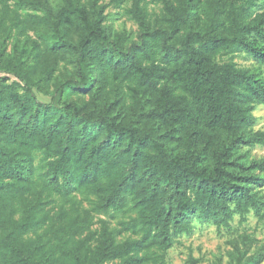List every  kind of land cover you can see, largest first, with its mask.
Segmentation results:
<instances>
[{
	"label": "trees",
	"instance_id": "1",
	"mask_svg": "<svg viewBox=\"0 0 264 264\" xmlns=\"http://www.w3.org/2000/svg\"><path fill=\"white\" fill-rule=\"evenodd\" d=\"M129 2L131 46L101 0L0 15V89L18 116L0 90V264H171L195 221H264V159L249 154L264 146V77L232 57L264 66V0H152L163 15ZM51 85L45 104L35 88ZM247 251L232 264L261 263Z\"/></svg>",
	"mask_w": 264,
	"mask_h": 264
},
{
	"label": "rangeland",
	"instance_id": "2",
	"mask_svg": "<svg viewBox=\"0 0 264 264\" xmlns=\"http://www.w3.org/2000/svg\"><path fill=\"white\" fill-rule=\"evenodd\" d=\"M122 1L123 3L119 8L109 5L111 0H101V3L107 6L106 15L108 16V21L106 25L110 27L112 32L126 35L129 38V46H131L139 41L141 31L139 25L127 15V10L130 6L129 0ZM151 1L148 0L149 13L156 12L163 15L161 12L162 6H157ZM14 2L15 0H8L4 4L0 2V15H6V12H8L5 24L9 23L8 18L14 13ZM52 2L54 6H58L61 0H52ZM30 35L34 40L37 39L33 33H30ZM232 57L240 68L255 71L264 77V66L259 65L251 56L244 52H238ZM44 60H49V63L53 64L56 61V56L46 52ZM66 66L68 69H72V65H66V63L61 62L56 76L62 74ZM1 77L2 75L0 74V85L2 84ZM10 84L12 82H9ZM54 87V85H51L48 88V94L35 88L37 98L45 104L51 103L52 95L55 91ZM0 90L5 92L6 89L2 88ZM4 95L6 96V102L11 107V113L18 120L17 109L9 101V96L6 92ZM69 97L72 99L76 98L75 95H70ZM59 102L60 97L58 96L54 103L58 105ZM253 114L256 118L253 130L255 132H264V106H257ZM249 154L252 159H264V146L250 148ZM262 193L264 194V187L262 188ZM52 217L54 221H58V209H52ZM231 224L233 230H218L215 224L195 221L190 233L180 234L177 237L178 242L167 255L169 262L171 264H232L233 257L238 259L237 249L239 248L241 252L248 250L247 257L261 254L262 261L260 264H264V221L259 220L252 212L246 219H241L239 215H236ZM244 236L250 239L247 244L251 247L244 244L242 239Z\"/></svg>",
	"mask_w": 264,
	"mask_h": 264
}]
</instances>
